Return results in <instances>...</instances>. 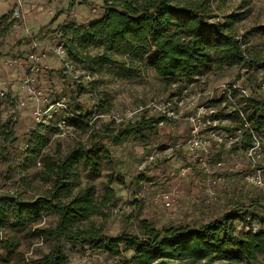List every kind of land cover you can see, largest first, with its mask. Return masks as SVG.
I'll return each mask as SVG.
<instances>
[{
	"label": "rangeland",
	"instance_id": "374dc122",
	"mask_svg": "<svg viewBox=\"0 0 264 264\" xmlns=\"http://www.w3.org/2000/svg\"><path fill=\"white\" fill-rule=\"evenodd\" d=\"M107 1L0 0V191H13L25 200L49 194L51 183L40 155H27L28 139L38 132L47 137L35 141L41 143V152L56 158L79 142L91 146L105 133L116 132L122 122L145 114H166L169 119L161 120L157 132L149 131L145 139L132 135L115 144L109 137L102 138L112 150L115 166L100 157L101 172L90 175L89 168L79 164V180L72 192L95 184L102 208V213L93 214L82 225L103 228L111 236L139 233L144 223L200 225L237 203L264 200V168L263 183H255V175L264 167V138L251 155L232 148L235 137L222 127L231 122L224 113L245 104V97L259 99L264 67L252 71L246 62L214 69L180 91L174 84L168 86L152 68L139 77L122 78L109 65L94 68L73 62L67 52H60L64 25L97 19ZM210 3L211 19L240 14L234 29L246 55L264 58V0ZM31 37L33 41L20 43ZM90 49L96 52L98 47ZM33 53L37 59L31 58ZM36 60L38 68L33 69ZM62 91L67 95L58 101ZM70 105L81 106L90 115L85 129L68 122L73 117ZM76 110L74 114L79 115L81 110ZM193 124L200 126L201 147L190 143ZM153 150L156 154L151 159ZM108 187L113 188L114 197L102 204ZM57 219L56 214H42L22 231L5 229L19 239L13 261L24 264L44 256L51 241L35 230L54 226ZM236 224L239 230L250 228L240 221ZM253 224L256 231L264 228V222ZM61 242L69 264H128L133 255L128 250L111 256L89 243Z\"/></svg>",
	"mask_w": 264,
	"mask_h": 264
},
{
	"label": "trees",
	"instance_id": "16d2710c",
	"mask_svg": "<svg viewBox=\"0 0 264 264\" xmlns=\"http://www.w3.org/2000/svg\"><path fill=\"white\" fill-rule=\"evenodd\" d=\"M210 1L109 0L100 7L101 16L88 24L64 25L62 44L73 62L94 68L109 65L122 78L139 77L152 68L168 86L174 84L180 91L214 69H229L246 62L251 64L252 71L264 67V58L247 56L235 34L234 23L240 14L232 12L223 19H211ZM31 41L33 37L23 38L20 43ZM91 47L98 49L91 52ZM64 95L67 92L57 94V100ZM244 100L242 106L224 113L231 122L222 127L232 135L241 129L242 136L232 148L247 150L253 146L254 133L264 138V90L259 99ZM76 109L81 110L79 115L74 114ZM82 109L70 105L73 117L68 122L85 129L90 115ZM164 119L169 116L145 114L120 123L116 132L103 137L115 144L132 135L145 139L149 131L157 132ZM102 138L91 146L79 142L56 158L41 152V143L35 142L46 141L44 133L38 132L28 139L31 145L27 155H40L51 187L48 195L34 200H25L10 190L0 191V264H17L13 257L17 255L19 239L16 233L8 235L5 229L22 231L42 214L58 215L54 226L35 230L52 245L44 256L24 264H69L62 239L80 245L89 243L111 256H122L131 250L128 264H264V228L256 231L253 224L264 222V200L260 197L252 198L249 204L237 203L230 211L200 225L157 227L144 223L141 232L123 231L118 236L103 232V228L82 225L93 214L102 213V208L95 184L78 186L72 192L78 184L79 164L88 167L90 175L101 172L100 157L116 164L112 150ZM113 193V188L108 187L101 203L113 198ZM238 221L250 228L239 230Z\"/></svg>",
	"mask_w": 264,
	"mask_h": 264
},
{
	"label": "built area",
	"instance_id": "2783aa9c",
	"mask_svg": "<svg viewBox=\"0 0 264 264\" xmlns=\"http://www.w3.org/2000/svg\"><path fill=\"white\" fill-rule=\"evenodd\" d=\"M60 52L61 53H65L66 51H65V48L63 47V46H60ZM31 58H33V60L34 59H37V57H36V55L33 53V54H31ZM36 62H38L37 60L35 61V64H34V66L35 65H37V63ZM33 66V69L34 68H38V65H37V67H34ZM174 101H176V99H174ZM60 103V102H59ZM170 103V102H169ZM168 114H170V112H167ZM193 120H194V118H193ZM198 121H200V118L198 119ZM246 125H248V123L246 124ZM191 137H190V143H191V145H193V146H195V147H201V144H202V141H201V139H200V136H199V133H200V131H201V129H200V126L198 125V124H193V126L191 127ZM211 132H213V131H211ZM232 135V134H231ZM234 135V134H233ZM241 136H242V130L240 129V130H238V132L234 135V137H235V139H234V141L230 144V145H232L234 142H236V141H238L240 138H241ZM261 143H262V139H261V137L259 136V135H257V134H255L254 133V142H253V146L252 147H250L249 149H247L249 152L248 153H250L251 155L253 154V153H257V148L261 145ZM155 154H156V150H153L152 152H151V154H150V158L152 159V158H154V156H155ZM254 156V155H253ZM256 157H258L257 156V154H256ZM254 159H255V157H253ZM255 161H256V159H255ZM254 164H256V163H254ZM261 169H259V174H256L255 176H257V182H255V183H257V184H262L263 183V178H262V170H263V166H261L260 167ZM261 173V174H260ZM254 179V178H253Z\"/></svg>",
	"mask_w": 264,
	"mask_h": 264
}]
</instances>
